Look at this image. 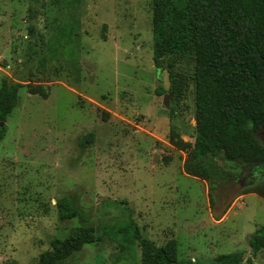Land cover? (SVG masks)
I'll return each mask as SVG.
<instances>
[{
	"label": "rangeland",
	"instance_id": "rangeland-1",
	"mask_svg": "<svg viewBox=\"0 0 264 264\" xmlns=\"http://www.w3.org/2000/svg\"><path fill=\"white\" fill-rule=\"evenodd\" d=\"M163 63L157 71L153 0H0V90L22 85L0 128V264L36 262L83 226L101 241L63 264H139L119 231L128 222L157 246L175 240L180 261L240 253L241 264H264L249 245L264 228V197H236L256 175L222 185L211 206L172 142L195 143V55ZM171 73L184 80L180 95L171 96ZM29 86L46 87L48 99ZM63 198L85 222L59 219Z\"/></svg>",
	"mask_w": 264,
	"mask_h": 264
},
{
	"label": "trees",
	"instance_id": "trees-1",
	"mask_svg": "<svg viewBox=\"0 0 264 264\" xmlns=\"http://www.w3.org/2000/svg\"><path fill=\"white\" fill-rule=\"evenodd\" d=\"M153 30L157 71L164 68L168 55L189 49L195 55V143L192 148L190 143L172 142L188 152L184 171L207 183L214 208L217 198L213 193L222 185L237 183L243 175L255 176L256 168L264 165V144L259 139L264 128V0H153ZM170 78L171 96L180 95L183 78L174 73ZM21 88L10 81L2 83L0 123L18 106ZM28 91L44 100L49 97L44 86H29ZM158 92L166 93L162 87ZM250 193L264 197V178L244 186L236 197ZM57 210L61 221L79 218L85 222L69 198L59 200ZM119 231L130 246L140 249L139 264H194L178 260L175 240L157 246L130 222ZM101 238L97 229L79 227L64 240L53 239L51 249L30 264H63ZM249 245L254 255L264 250V228L251 237ZM218 261L241 264L243 256L234 253Z\"/></svg>",
	"mask_w": 264,
	"mask_h": 264
},
{
	"label": "flooded vegetation",
	"instance_id": "flooded-vegetation-1",
	"mask_svg": "<svg viewBox=\"0 0 264 264\" xmlns=\"http://www.w3.org/2000/svg\"><path fill=\"white\" fill-rule=\"evenodd\" d=\"M256 169H257L256 173L258 174V175L256 174V177H255L256 180H262V177H259V174H261L264 178V175L262 174V173H264V165L258 166Z\"/></svg>",
	"mask_w": 264,
	"mask_h": 264
},
{
	"label": "water",
	"instance_id": "water-1",
	"mask_svg": "<svg viewBox=\"0 0 264 264\" xmlns=\"http://www.w3.org/2000/svg\"><path fill=\"white\" fill-rule=\"evenodd\" d=\"M5 126V123L4 122H1L0 123V128H3Z\"/></svg>",
	"mask_w": 264,
	"mask_h": 264
}]
</instances>
